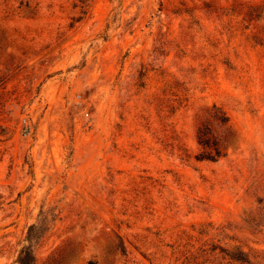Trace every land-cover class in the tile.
I'll use <instances>...</instances> for the list:
<instances>
[{
  "label": "rangeland",
  "instance_id": "1",
  "mask_svg": "<svg viewBox=\"0 0 264 264\" xmlns=\"http://www.w3.org/2000/svg\"><path fill=\"white\" fill-rule=\"evenodd\" d=\"M237 3L0 0V264L38 221L34 264H264V18ZM213 104L233 136L197 161Z\"/></svg>",
  "mask_w": 264,
  "mask_h": 264
},
{
  "label": "trees",
  "instance_id": "2",
  "mask_svg": "<svg viewBox=\"0 0 264 264\" xmlns=\"http://www.w3.org/2000/svg\"><path fill=\"white\" fill-rule=\"evenodd\" d=\"M238 1L237 5L240 8H246V16L251 20H261L264 18V3H255L250 0H233ZM2 78H0V82ZM214 124V127L212 126ZM232 137L233 131L229 124L228 116L220 107L211 105L207 110V118L204 120L196 131V142L200 148L198 154L195 155L197 161L215 162L225 155L226 147L223 144L224 137ZM48 223L36 222L27 228L24 238V245L17 252V264H34V255L32 252V242L42 237L44 232L49 229ZM234 252H223L230 260L240 263H248L247 256L240 250L234 249ZM121 252L124 248L121 246Z\"/></svg>",
  "mask_w": 264,
  "mask_h": 264
}]
</instances>
